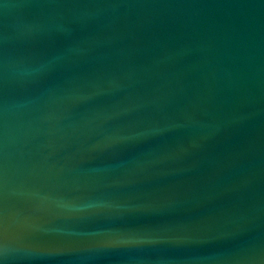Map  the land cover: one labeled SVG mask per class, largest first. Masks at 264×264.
<instances>
[{
  "label": "water",
  "instance_id": "obj_1",
  "mask_svg": "<svg viewBox=\"0 0 264 264\" xmlns=\"http://www.w3.org/2000/svg\"><path fill=\"white\" fill-rule=\"evenodd\" d=\"M0 264H264V0H0Z\"/></svg>",
  "mask_w": 264,
  "mask_h": 264
}]
</instances>
